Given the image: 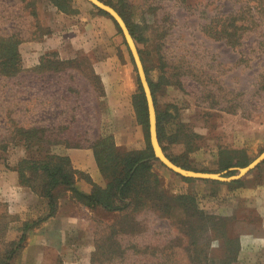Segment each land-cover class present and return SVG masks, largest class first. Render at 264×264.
Listing matches in <instances>:
<instances>
[{"label": "rangeland", "instance_id": "1", "mask_svg": "<svg viewBox=\"0 0 264 264\" xmlns=\"http://www.w3.org/2000/svg\"><path fill=\"white\" fill-rule=\"evenodd\" d=\"M102 2L135 33L145 75L154 83V107L165 113L159 144L171 158L202 172L236 165V174L264 151V0ZM63 6L0 0V61L13 57L20 66H0V264L14 248L9 264L222 259L221 241L201 234L200 219L208 235L214 223L229 225L236 212L224 206L225 198L255 182L264 188V160L234 183L184 180L155 159L125 198H111L118 210L86 207L58 185L48 219L40 194L47 178L23 161L65 156L69 148L93 151L98 140H108L119 154L149 147L134 106L141 92L137 70L123 34L88 0H64ZM116 161L104 172L96 163L98 181L80 171L74 179L85 178L91 189L95 184L106 199ZM206 184L210 191L200 189ZM239 254L231 264H242Z\"/></svg>", "mask_w": 264, "mask_h": 264}, {"label": "trees", "instance_id": "2", "mask_svg": "<svg viewBox=\"0 0 264 264\" xmlns=\"http://www.w3.org/2000/svg\"><path fill=\"white\" fill-rule=\"evenodd\" d=\"M53 1H54V4L58 8L64 9V6H63L64 0H53ZM115 10L119 13V15L125 21L130 35L132 36L133 39H135V33L132 27L126 22L122 14L117 9ZM98 11H100L104 15H107L111 20H113L118 30L122 33L116 21L107 12L101 9H98ZM128 52H129L131 61L134 64L129 48H128ZM5 65L8 66V68L9 67L13 68L15 71L19 70V67H20L17 63V59L14 60L13 57L12 58L10 57L9 59H6L4 61H0V66H5ZM146 79H147V82H148V85H149V88L152 94V98H153L154 83L147 76H146ZM138 83H139L141 92L139 94V98L135 100L134 106L138 110L139 115L142 118V122L144 123L146 127V133H148L149 124H148L147 103H146L145 95H144L139 78H138ZM164 116H165V113L158 112L155 109L156 133H157V138L160 144H161V140L163 136L162 124L164 121ZM147 138H148V135H147ZM105 141L107 142L108 140H105ZM105 141L98 140L95 143L93 147V154H94L96 163L99 169L102 170V172L106 170L104 169L106 165H110L115 160H117L115 162L116 172L114 171L112 173L110 182L108 184L110 193L108 194V197L106 199H104L101 196L99 189H97V186L95 184H92V189L90 193H84L78 190L74 186V181H75L74 177H75V174L78 173V171L72 168V165H71V162L68 156L46 154L44 157L38 159L37 161H23L24 163H27V162L29 163V166H28L29 168L40 169L47 178L45 185H43L40 190L41 192L40 194L47 199V205L49 207V212L47 214V217L52 216L53 213L55 212L56 202H55V197L53 194V189L54 187L58 185L66 186L73 193V196L79 202L83 203L86 207L95 208L96 206H100L106 210H118L122 208V206L115 207L112 204V201H110L111 198L115 197L116 199L122 200V198L126 197L127 192H129L131 186L138 183L137 179L139 175L144 172H149V170L151 169L152 162L153 160H155L154 153H153L150 141L148 143L149 147H148L147 153H143L140 151H131V152L122 153V154H119L118 150H116V152L113 153L114 149H111V146H106ZM161 148L164 154L166 155V157L169 158L173 163L183 168L189 169L188 166L179 164L177 163L175 159L171 158L165 152V149L163 146ZM235 167L236 165L226 164L221 168V171H222L221 173H225V175H232L233 173H235V170H234ZM108 168H111V167H108ZM210 172H219V171H210ZM176 175L179 178H182L184 180L191 179V178H187L182 175H179V174H176ZM81 176H82V173H81ZM196 180L203 181V182L209 181L208 179H196ZM237 181L238 180H233L232 182L235 183ZM221 224L222 225L219 226V223H214L216 227L213 229V234L208 235L207 233H202L204 230L203 228H205L203 225L202 219H200V222H199L201 234L204 235V237L214 238V239H218L221 241L220 251L223 254L222 259L212 261L211 264H231L232 262L236 260L238 252L240 250L238 246L239 239L237 237L231 236L228 233L229 232L228 222L222 221ZM23 238L24 236L22 235L20 238V241H22ZM193 242L195 243V240H193ZM15 250L16 249L14 248L12 249V251H10L9 256L5 260V263L3 264H9L11 255L15 252ZM195 252L196 254L199 253V251L197 250Z\"/></svg>", "mask_w": 264, "mask_h": 264}, {"label": "crops", "instance_id": "3", "mask_svg": "<svg viewBox=\"0 0 264 264\" xmlns=\"http://www.w3.org/2000/svg\"><path fill=\"white\" fill-rule=\"evenodd\" d=\"M64 155L69 157L74 170L83 172L93 181H98L99 171L91 148H69L64 152ZM255 183L248 186L243 192L225 198L227 203L224 204L228 208H234L233 210L236 212L228 229L232 231L233 236L240 239L238 261L242 264H264V188L263 182ZM74 186L84 193H90L91 184L84 178L76 176ZM203 188L206 191L212 189L207 184L201 185L200 189ZM25 196L20 193V200H23ZM27 199L29 203H35L37 197L27 196ZM247 208L249 209L245 212L244 210ZM51 218L53 217L48 219Z\"/></svg>", "mask_w": 264, "mask_h": 264}, {"label": "water", "instance_id": "4", "mask_svg": "<svg viewBox=\"0 0 264 264\" xmlns=\"http://www.w3.org/2000/svg\"><path fill=\"white\" fill-rule=\"evenodd\" d=\"M92 5L97 7L98 9H101L105 12H107L118 24L120 27L123 37L125 39V42L130 50V53L132 55L136 70H137V76L140 80L146 103H147V111H148V124H149V141L154 153V158L159 160L163 165H165L169 170L172 172L182 175L184 177L189 178H196V179H208V180H217V181H224L229 182L236 180L246 173H248L250 170L255 168L258 164H260L264 160V151L261 152L254 160H252L248 165L244 167H240L237 170L236 174L229 175V176H223L220 172H202V171H194L182 168L176 164H174L170 159L166 157V155L163 153L162 148L159 144L157 133H156V117H155V107L154 102L152 98V94L146 79V75L144 72V68L138 53V49L134 43V40L132 36L129 33V30L126 26L125 21L122 19V17L119 15V13L110 5L105 4L104 2L100 0H88Z\"/></svg>", "mask_w": 264, "mask_h": 264}]
</instances>
